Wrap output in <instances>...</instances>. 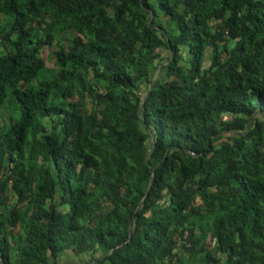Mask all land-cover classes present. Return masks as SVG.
Segmentation results:
<instances>
[{
    "label": "trees",
    "instance_id": "trees-1",
    "mask_svg": "<svg viewBox=\"0 0 264 264\" xmlns=\"http://www.w3.org/2000/svg\"><path fill=\"white\" fill-rule=\"evenodd\" d=\"M68 252L264 264V0H0V264Z\"/></svg>",
    "mask_w": 264,
    "mask_h": 264
},
{
    "label": "rangeland",
    "instance_id": "rangeland-1",
    "mask_svg": "<svg viewBox=\"0 0 264 264\" xmlns=\"http://www.w3.org/2000/svg\"><path fill=\"white\" fill-rule=\"evenodd\" d=\"M69 37V35H68ZM162 75V74H161ZM160 75V77H161ZM61 264H79L78 259L71 255V253L68 252V254H65L63 257L60 259Z\"/></svg>",
    "mask_w": 264,
    "mask_h": 264
}]
</instances>
